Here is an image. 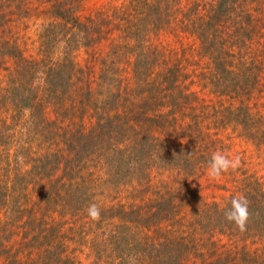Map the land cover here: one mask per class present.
I'll use <instances>...</instances> for the list:
<instances>
[{
    "label": "trees",
    "instance_id": "obj_1",
    "mask_svg": "<svg viewBox=\"0 0 264 264\" xmlns=\"http://www.w3.org/2000/svg\"><path fill=\"white\" fill-rule=\"evenodd\" d=\"M113 2L114 9H107L87 8L85 0H37L30 9L29 0H0V65L12 62L7 79L0 77L5 224L11 226V208L26 219L32 215L20 205L29 198V183L42 215L25 223H34L41 256L57 255L48 264L66 261L53 250L62 248L55 225L63 219L70 231L82 219L90 247L114 264H191L195 258L205 264H264V183L252 176L242 180L239 195L249 209L244 230L225 217L238 195L207 202L199 179L216 140L197 121L198 115L214 116L222 128L239 127L241 138L264 137L260 113L248 103L261 86L251 55L253 34L264 27V0H212L202 7L192 2L184 11L175 0ZM38 7L48 9L49 21L38 32L37 57L28 59L7 27L16 18H33ZM180 26L199 41L211 65L210 83L232 99L229 106L204 105L184 91L181 59L166 42ZM80 51L86 55L82 64ZM153 169L175 173L179 186L163 184L146 200ZM104 181L114 189L136 183L131 192L141 190L124 202L103 204L96 197L104 194L95 187ZM18 183L21 189L15 190ZM91 204L100 208L98 219L87 214ZM184 206L192 207L189 217L181 214ZM219 236L238 240L228 248L217 244ZM249 241L259 247L250 249Z\"/></svg>",
    "mask_w": 264,
    "mask_h": 264
},
{
    "label": "rangeland",
    "instance_id": "obj_2",
    "mask_svg": "<svg viewBox=\"0 0 264 264\" xmlns=\"http://www.w3.org/2000/svg\"><path fill=\"white\" fill-rule=\"evenodd\" d=\"M179 1V8L181 10H186L189 7V4L192 2H197L199 6L208 5L212 0H175ZM119 2H124L123 4H127L128 0H119ZM241 2V0H240ZM87 8L91 7H103L105 6L107 9H114L113 0H85ZM249 3V2H247ZM120 4V3H118ZM125 4V5H126ZM255 4V3H252ZM260 5V4H259ZM30 9H34L37 7V0H29ZM101 7V8H102ZM178 8V9H179ZM182 11V12H183ZM89 12V11H88ZM182 15V14H181ZM33 18H16L12 22L8 24L7 31L19 42V47L23 49V55L25 58L33 59L37 57V48H38V32L43 25L47 24L49 21L48 17V9L40 10V7L32 11ZM180 17V15H179ZM232 30V29H231ZM185 31V30H184ZM178 29L177 33L167 37L166 42L176 49L178 52L177 57L181 59V63L183 66V77L182 84L184 91L189 90L194 94L193 99L195 98L199 103L204 105H208L211 107H217L222 105L229 106L232 99L229 97H221L219 93L213 88L212 83H210V74L209 71L211 69L210 62L206 56L201 55V48L199 41L195 39L189 32ZM257 34L254 33V40L252 44V50L254 51L251 55L253 59H256L259 67V71H261V86L259 87V91L255 92L249 100V104L254 113H260V118L262 123L264 122V47L259 45L264 44L262 38L264 37V27H259L256 29ZM181 33V34H179ZM164 39V40H165ZM86 57L84 51H80L77 54V61L82 64V60ZM12 62L7 60V63H2L0 66H4V68L0 69V77L3 78V81L7 79L8 72L5 68L12 69ZM3 81L0 79V84H3ZM2 82V83H1ZM195 103V102H194ZM4 113L0 112V117H2ZM197 121L200 122L202 128L207 129L216 140V144L211 145V148H215L214 152L222 151L225 154H228L231 157L239 156L240 157V165L235 170L229 169L226 173H224L219 180L210 181L207 176V170L204 171L205 176L203 175L199 181L202 187V194L204 199L209 202L215 203H223L231 194L239 195L242 190L243 181L246 180L245 176H252L255 179L264 183V137L258 135L256 141L249 139L241 138L239 132L241 129L237 127L233 129L232 126L228 127H220L214 122V116L210 117L208 115H198ZM34 149L37 150V147L34 146ZM213 152V153H214ZM91 164H89V167ZM91 168V167H90ZM150 178V188L151 190H147L144 195V199H151L156 197L155 190L163 189V184L167 186V184H172L171 186H179V176L172 172H159L156 169L151 171ZM105 180V176H104ZM243 180V181H242ZM105 182V183H104ZM101 185L95 187V192L97 194L103 193L102 197L98 198V202L101 200L103 204H115L118 201L129 200L131 195H139L140 190L136 192H131V189H138L136 183H133V186L128 185L127 187H122L120 189H114L112 186L104 181ZM109 182V181H107ZM23 182H21L22 184ZM111 183V182H109ZM15 186V190H20L21 188ZM93 185L91 184V187ZM141 187V186H140ZM146 187V185H145ZM27 195L29 198L23 197L20 199L21 208L24 210H32V215L29 216V219H26L25 216L22 215L20 209L11 208V214L9 216L10 224L6 225L4 222V216L0 215V264H10L14 262V264H48L49 261L56 262L57 255H53L50 259L45 260L44 256H41V249H39V245L37 241L33 239L35 236L34 233V223L26 224L25 222L33 219L35 215L36 218H39L41 212L37 214V196L34 194L35 191L32 190V185L28 183L25 188ZM201 194V193H200ZM19 197V196H18ZM95 200V199H94ZM131 200V199H130ZM95 202V201H93ZM23 204V207H22ZM196 206L192 204V207ZM191 206H185L181 209V214H184V217L190 216V211L192 210ZM8 215V213L6 214ZM179 215L178 217H180ZM76 224L73 229L70 231V221L67 222L66 219H63L59 224H56V228L60 230V235H62V248L56 249L53 247V250L59 251V257H64L66 261L59 262L58 264H114L112 257H106V254L103 256H99L97 254V249L91 248L89 244L88 235L86 236V232H88L89 227L87 228L82 219H77ZM87 228V229H86ZM25 236L22 237V234ZM215 240H218L217 244H224L226 247L233 246L234 242L238 240L233 236H219L216 237ZM57 242V241H56ZM98 243V242H97ZM249 244L250 249H254L255 246L258 248L260 242L252 243L246 242ZM239 246L242 243L238 242ZM6 250V252H4ZM110 252V251H108ZM196 259V260H195ZM191 259L201 263L199 259L195 258ZM56 264V263H53Z\"/></svg>",
    "mask_w": 264,
    "mask_h": 264
},
{
    "label": "clouds",
    "instance_id": "obj_3",
    "mask_svg": "<svg viewBox=\"0 0 264 264\" xmlns=\"http://www.w3.org/2000/svg\"><path fill=\"white\" fill-rule=\"evenodd\" d=\"M240 165V157H231L222 151L214 152L210 158L207 176L210 181L219 180L229 169L235 170ZM87 214L92 219L100 217V208L96 204H91L87 209ZM249 216L248 200L243 195L231 198V207L225 212V217L229 222L235 223L241 230H244Z\"/></svg>",
    "mask_w": 264,
    "mask_h": 264
}]
</instances>
